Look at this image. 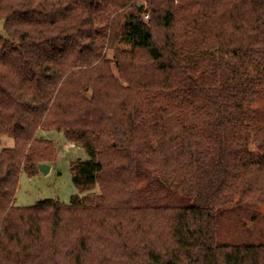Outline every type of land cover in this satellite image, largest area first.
<instances>
[{
	"label": "trees",
	"instance_id": "1",
	"mask_svg": "<svg viewBox=\"0 0 264 264\" xmlns=\"http://www.w3.org/2000/svg\"><path fill=\"white\" fill-rule=\"evenodd\" d=\"M146 3L0 0V264H264L218 229L264 203V0ZM41 130L78 193L17 206Z\"/></svg>",
	"mask_w": 264,
	"mask_h": 264
},
{
	"label": "rangeland",
	"instance_id": "2",
	"mask_svg": "<svg viewBox=\"0 0 264 264\" xmlns=\"http://www.w3.org/2000/svg\"><path fill=\"white\" fill-rule=\"evenodd\" d=\"M133 1L147 7L146 0ZM145 19H148V15ZM0 33L6 35L2 19H0ZM112 53V51L108 52L111 58ZM259 107L264 111V104L260 103ZM39 135L55 143V158L47 163L50 170L46 174L40 169L32 175L25 171L21 173L15 204L22 207L31 206L49 198L59 199L62 203L68 204L71 197L78 193L72 179L71 163L79 158L87 159L88 154L82 146L67 140L63 131L41 130ZM11 145L13 140L9 137L0 140V150ZM96 188L99 191L98 185ZM226 207L218 224L220 238L223 241L264 243V203L240 200Z\"/></svg>",
	"mask_w": 264,
	"mask_h": 264
},
{
	"label": "water",
	"instance_id": "3",
	"mask_svg": "<svg viewBox=\"0 0 264 264\" xmlns=\"http://www.w3.org/2000/svg\"><path fill=\"white\" fill-rule=\"evenodd\" d=\"M38 168L45 174L48 173L50 170V166L48 164H45V163H40L38 165Z\"/></svg>",
	"mask_w": 264,
	"mask_h": 264
}]
</instances>
